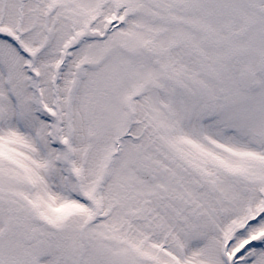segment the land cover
<instances>
[{
	"label": "snow or ice",
	"instance_id": "6c2138e0",
	"mask_svg": "<svg viewBox=\"0 0 264 264\" xmlns=\"http://www.w3.org/2000/svg\"><path fill=\"white\" fill-rule=\"evenodd\" d=\"M0 264H264V0H0Z\"/></svg>",
	"mask_w": 264,
	"mask_h": 264
}]
</instances>
